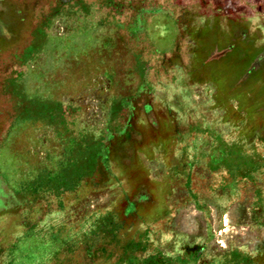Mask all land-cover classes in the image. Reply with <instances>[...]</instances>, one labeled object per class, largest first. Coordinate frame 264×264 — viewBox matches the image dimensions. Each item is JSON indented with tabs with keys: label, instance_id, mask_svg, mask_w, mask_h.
Returning a JSON list of instances; mask_svg holds the SVG:
<instances>
[{
	"label": "rangeland",
	"instance_id": "374dc122",
	"mask_svg": "<svg viewBox=\"0 0 264 264\" xmlns=\"http://www.w3.org/2000/svg\"><path fill=\"white\" fill-rule=\"evenodd\" d=\"M0 264H264V0H0Z\"/></svg>",
	"mask_w": 264,
	"mask_h": 264
}]
</instances>
